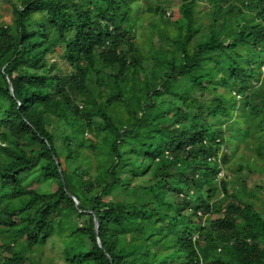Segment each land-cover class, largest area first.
Segmentation results:
<instances>
[{
  "label": "trees",
  "instance_id": "obj_1",
  "mask_svg": "<svg viewBox=\"0 0 264 264\" xmlns=\"http://www.w3.org/2000/svg\"><path fill=\"white\" fill-rule=\"evenodd\" d=\"M174 1L6 0L0 264H264V0Z\"/></svg>",
  "mask_w": 264,
  "mask_h": 264
},
{
  "label": "rangeland",
  "instance_id": "obj_2",
  "mask_svg": "<svg viewBox=\"0 0 264 264\" xmlns=\"http://www.w3.org/2000/svg\"><path fill=\"white\" fill-rule=\"evenodd\" d=\"M5 2H6V0H0V26H8L12 22V17H13L12 16V8L10 5L6 4ZM177 4H178V0H175L173 2V8H175V6H177ZM203 9L204 8L200 7L198 9V11L203 12ZM167 12L169 13V11H167ZM142 19L144 20L145 33H143V34L141 32L138 33V36L140 35L139 41L143 47L149 49V46L147 45L146 31L149 30V21L150 20L146 16H142ZM154 21L156 22L157 20L155 19ZM141 34H142V36H141ZM197 39L198 38H196L195 40H197ZM158 40H159L158 35L153 36V43L152 44L155 47H158L160 45ZM106 72H108V71H106ZM56 129L59 130V127H57V125L55 126V130ZM242 153L244 154V158H245L244 161H240L238 159V154L241 155ZM247 154L248 153L240 146V148L238 149V153L234 156H230L228 166H237L240 164H243V166H245L247 164L250 166H253L254 161L250 158V156L247 157ZM257 166H259V165H257ZM222 174L220 176H222ZM238 178L239 177L232 178L231 181L236 182ZM244 182L247 183L250 192L253 191L254 185L261 186L263 188V190H261L260 192L255 193V197L257 199H259L264 204V176L261 174H256L252 177L251 180L248 179ZM37 189L39 191H47L48 186H44L43 184H40V185H37ZM262 214L264 215V210L262 211ZM63 256L64 255H63L62 244L58 241V239H56L55 237H52L47 241V244L42 251V255L39 258H40V261L42 262V264H65V262H64L65 258Z\"/></svg>",
  "mask_w": 264,
  "mask_h": 264
},
{
  "label": "water",
  "instance_id": "obj_3",
  "mask_svg": "<svg viewBox=\"0 0 264 264\" xmlns=\"http://www.w3.org/2000/svg\"><path fill=\"white\" fill-rule=\"evenodd\" d=\"M97 228L98 227H96V234H97ZM97 244H98L99 247H101L100 241L98 239H97Z\"/></svg>",
  "mask_w": 264,
  "mask_h": 264
}]
</instances>
